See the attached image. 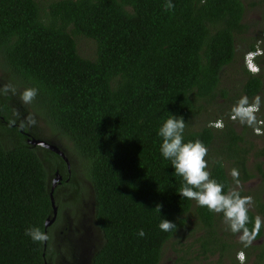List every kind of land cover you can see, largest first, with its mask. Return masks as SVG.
Wrapping results in <instances>:
<instances>
[{
    "label": "trees",
    "instance_id": "obj_1",
    "mask_svg": "<svg viewBox=\"0 0 264 264\" xmlns=\"http://www.w3.org/2000/svg\"><path fill=\"white\" fill-rule=\"evenodd\" d=\"M166 3L0 0V79L17 88L15 95H0V114L7 120L0 118V264H45V259L50 264V240L45 246L33 242L25 230L44 231L52 214L51 178L55 170L66 175L59 154L29 144L19 126L10 124L21 121L16 107L23 115L41 117L53 134L69 140L84 167L103 237L90 264H159L164 243L185 224L192 200L178 193L183 179L162 156L158 129L171 115L187 122L198 99L213 97L224 66L236 59L240 14L236 0H172V10ZM76 34L95 41L93 58L79 54ZM239 69L244 81L235 94L239 99L243 92L250 102L259 96L258 117H264V65L259 73ZM27 87H37L39 94L25 105L19 97ZM34 127L22 128L40 137ZM197 139L206 146L218 139L216 151L233 157L245 172L247 149L233 123L185 129V142ZM208 171L225 191L230 188L222 158H213ZM158 204L161 212L155 210ZM257 211H264V203ZM196 212L207 228L201 239L215 243V213L199 205ZM256 216L249 209L250 220ZM165 218L177 230L162 231ZM141 229L144 237L138 235Z\"/></svg>",
    "mask_w": 264,
    "mask_h": 264
},
{
    "label": "rangeland",
    "instance_id": "obj_2",
    "mask_svg": "<svg viewBox=\"0 0 264 264\" xmlns=\"http://www.w3.org/2000/svg\"><path fill=\"white\" fill-rule=\"evenodd\" d=\"M39 1L46 3L48 0ZM249 34L251 36L249 41L256 43L258 47L261 48L259 40L264 41L262 36L264 35V30L262 31V34L254 30H250ZM74 39L79 54L88 58H93L95 56L96 43L92 38L81 34H76L74 35ZM244 51L245 50H243L241 47V43L238 42L236 59L224 66L220 74L219 84L215 89L213 97L198 99L197 110L192 113L190 117H188L185 129H199L205 124H210L216 121H222L223 124H225V121L227 120L228 122L233 123L237 132L242 133L243 140L239 143H241V146L246 147L247 149V152L244 154V163L245 172L249 174L248 177H245V172L242 171L241 168H238L239 166L234 162L233 157L228 156L225 153H218V151H216V146H218L219 142L218 139L207 146L208 155L205 157V159L208 161L209 168L213 158H222L226 171L230 177V172L233 168L239 170V179L241 183L238 187V190L241 192L242 196L253 197L254 204L250 208L256 209L257 212V208L264 203V117H258V115L261 114L260 111L256 113L257 120L260 122L257 125L259 128L258 134L253 127H249L246 124H241L238 120L233 121L230 118L231 112L229 111V109H231L232 106L238 101L236 100L238 99V95L235 94V92L242 89L244 76L239 68L245 66ZM262 57H264V53L262 54ZM3 81H5V79H0V86L4 85L2 84ZM221 90L226 91V96L221 94ZM240 96L245 95H243V92H241ZM230 98H232V100ZM217 108L224 109H220V112L224 114L223 116L219 115L220 112L217 111ZM16 112L19 113V117L17 118L20 120H23L28 116L27 114L23 115L21 113L22 110L19 107H16L15 113ZM36 120L37 123L35 124L34 128L39 133L40 137L51 140L64 149H68L67 151L70 155L77 181L89 193L91 190H89L88 181L85 178L84 167L78 156H76L72 150L69 140L63 136H59L58 134H53L41 117L36 116ZM224 144H226L225 141L224 143L222 142L221 145ZM48 166H51V162H49ZM230 188H237V185L235 184V181L232 177ZM197 205L198 204L196 201L192 200V206L185 214V224L179 227L177 232L164 243L159 264H180L181 261L188 260L189 264H228L226 259H223V262L217 260V253H215L216 248L214 245L212 246L213 248L208 251V253H205V250L202 247V243L204 242L201 237L205 235L207 228L197 215ZM214 216L216 223L218 222L217 220L224 222L223 218L220 219L219 214H215ZM51 230L52 228H50V231ZM95 230L98 232V235L101 234L99 229L97 230L95 228ZM178 256H182L183 259L179 260Z\"/></svg>",
    "mask_w": 264,
    "mask_h": 264
},
{
    "label": "clouds",
    "instance_id": "obj_3",
    "mask_svg": "<svg viewBox=\"0 0 264 264\" xmlns=\"http://www.w3.org/2000/svg\"><path fill=\"white\" fill-rule=\"evenodd\" d=\"M175 5L172 0H167L165 4L166 10H172ZM252 59L256 68L250 69L245 62V66L252 72L258 71L256 57L261 54L259 48H255ZM17 93V88L12 83H8L0 87V95H8ZM39 89L37 87H27L20 92V99L23 104H31L37 95ZM261 98L255 97L250 102L248 96H242L231 108L230 118L233 121H239L241 124H246L253 127L259 134V128L256 113L259 112ZM19 117V113H14ZM16 120L10 121V124H15ZM37 123L34 114H29L20 121L21 127L34 126ZM210 126L222 129L224 124L222 121L210 123ZM186 122L183 116L177 117L171 115L167 118L160 128L158 135L162 138L160 151L164 159L170 160L174 167V175L180 176L183 179V184L178 193L182 198L194 200L201 207H206L209 212L222 214L224 223L228 225L232 233L239 234V239L245 248L250 247L253 241L260 233V229L264 226V220L260 216H256L254 222L250 220L249 209L254 204L252 196H242L238 190L240 186V172L233 168L230 172L231 177L235 181L237 188H229L225 191V185L219 183L216 179L211 178L208 169V161L205 157L208 155L207 146L199 139L195 141H184V131ZM217 163H220L217 161ZM222 166V165H221ZM162 205L158 204L155 210L161 212ZM252 224L249 228L248 225ZM177 224L169 219H163L159 228L164 232H172L177 230ZM25 234L29 236L33 242L40 244L47 243L51 236L48 232L42 231L40 227H31L25 230ZM140 237L145 236V232L141 229L138 232ZM237 259L240 264H244L246 259L245 254L240 252L237 254Z\"/></svg>",
    "mask_w": 264,
    "mask_h": 264
},
{
    "label": "flooded vegetation",
    "instance_id": "obj_4",
    "mask_svg": "<svg viewBox=\"0 0 264 264\" xmlns=\"http://www.w3.org/2000/svg\"><path fill=\"white\" fill-rule=\"evenodd\" d=\"M236 1L238 2L237 9L240 14V31L235 33V50H237L238 42L241 43L242 49L245 50L244 54L249 50L259 48L261 54L256 57L261 60L260 63L256 61L258 63V71L256 73H259L261 65H264V57H262L264 41L259 40L261 48L256 43L250 42L249 31L254 30L262 34L264 30V0ZM262 36L264 39V35ZM252 45L254 48H251ZM0 118L5 120L1 114ZM15 124L19 126L21 133L27 139L26 133H29V131L23 129L19 122ZM26 127L29 128L30 126ZM60 174L62 175L61 181L54 188L57 213L54 221L49 225L53 230L50 231L52 232L50 233V264H90L93 253L100 246L103 239L102 233L98 235L95 230V228L97 230H100V228L94 218L93 189L88 182L89 190H91L88 193L78 183L76 175H72L71 165L70 171H68L66 165V175L62 172ZM252 210L256 212V209ZM256 214L264 220V211H257ZM222 218L223 216L221 215L220 219ZM217 221L214 227L216 230L215 243L207 242V245L202 243L205 253L210 250L209 246L214 245L217 260L226 259L228 264H240L237 254L243 252L246 257L244 264H256L257 262L264 264V257H261V249H264V234H260L250 247L245 248L239 239V234L232 233L228 225L220 220Z\"/></svg>",
    "mask_w": 264,
    "mask_h": 264
},
{
    "label": "water",
    "instance_id": "obj_5",
    "mask_svg": "<svg viewBox=\"0 0 264 264\" xmlns=\"http://www.w3.org/2000/svg\"><path fill=\"white\" fill-rule=\"evenodd\" d=\"M26 134H27L26 140L29 144L40 145L42 147L48 148V149L56 152L57 154H59L65 160L66 165H67V169H68V171H70V161H69V158L66 155V153L62 147H60L57 143H55L51 140H47V139L42 138V137L30 136L29 133H26ZM61 177H62V175L60 174V172L58 170H55L53 178L51 179V185H50V189H49V197H50L52 214L48 215L44 221V231L45 232H47V227L54 221V219L56 217L57 205L55 203L53 191H54V188L56 187V185L61 181ZM45 245H46V243H44V246ZM42 254L44 255V252ZM44 263L47 264L46 259L44 260Z\"/></svg>",
    "mask_w": 264,
    "mask_h": 264
},
{
    "label": "built area",
    "instance_id": "obj_6",
    "mask_svg": "<svg viewBox=\"0 0 264 264\" xmlns=\"http://www.w3.org/2000/svg\"><path fill=\"white\" fill-rule=\"evenodd\" d=\"M253 53H254V51H251V50H249L245 53V62L250 69L256 68V65L252 59Z\"/></svg>",
    "mask_w": 264,
    "mask_h": 264
}]
</instances>
